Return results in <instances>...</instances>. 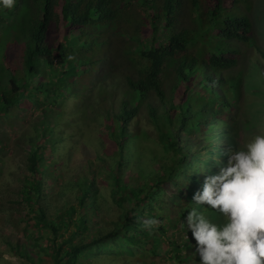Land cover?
<instances>
[{
    "label": "trees",
    "instance_id": "1",
    "mask_svg": "<svg viewBox=\"0 0 264 264\" xmlns=\"http://www.w3.org/2000/svg\"><path fill=\"white\" fill-rule=\"evenodd\" d=\"M133 1L134 9L116 0L0 3V175L10 142L24 169L0 201L17 206L5 219L25 232L24 242L1 241L18 264H158L162 252L173 264L192 258L189 240L177 238L195 207L190 193L212 175L214 149L240 147L232 124L244 73L230 71L242 45L263 59L264 49L249 0ZM31 105L38 113L12 139L7 128ZM85 147L94 158L85 154L65 180L57 163ZM130 164L136 175L124 180ZM99 170L116 214L96 219ZM147 219L158 225L143 226Z\"/></svg>",
    "mask_w": 264,
    "mask_h": 264
},
{
    "label": "clouds",
    "instance_id": "2",
    "mask_svg": "<svg viewBox=\"0 0 264 264\" xmlns=\"http://www.w3.org/2000/svg\"><path fill=\"white\" fill-rule=\"evenodd\" d=\"M0 3L11 8L15 0ZM223 156L226 163L205 176L192 197L195 205L218 212L223 222L192 207L181 227L186 224L191 231L200 264H264V131L242 147H226L217 163ZM157 225L155 219L143 221L148 228Z\"/></svg>",
    "mask_w": 264,
    "mask_h": 264
},
{
    "label": "rangeland",
    "instance_id": "3",
    "mask_svg": "<svg viewBox=\"0 0 264 264\" xmlns=\"http://www.w3.org/2000/svg\"><path fill=\"white\" fill-rule=\"evenodd\" d=\"M119 7L121 8H130L134 9L136 8L137 4L135 1L131 0H116ZM251 3V7L249 10L246 11L247 15L249 16L252 26H253V36L254 39L257 41V43L264 49V0H249ZM241 57L239 60L238 65L233 68L230 72L232 74H235L238 70H242L244 73L243 81H242V91H241V98L239 102V112L236 116L235 122L232 124V135L233 138L236 139L240 147L243 146V144L250 140L254 135L261 133L264 131V59L259 58V54L256 51V48L253 46H241ZM258 65V66H257ZM262 69V70H261ZM263 71V73H261ZM120 79H118L119 81ZM33 112V114H32ZM24 118L20 120H16L15 126L12 128H7L10 136L12 139L19 136V134L26 130L29 126V123L32 121V117H34L38 111L35 109L33 105L29 106V108L23 112ZM93 130H97L96 136H100L101 133L98 131V127H93ZM94 134V133H93ZM155 138V135L152 136ZM81 139V138H80ZM82 140V139H81ZM13 141V140H12ZM10 147H8V152L5 153V156H3V172L0 175V199L5 198L7 192L5 189L8 187H15L16 185H19V181L16 179V175L19 172H22L23 169V153L20 149L16 148L15 145H13L12 142L9 143ZM150 146L153 147V151L157 152L160 151V147L155 143V141L150 142ZM157 149V150H156ZM81 153L76 150H73L74 153L71 155V157L67 160L65 164L64 161L57 163V170H61L60 172L64 175L65 180H73L76 172H77V166L80 163H83L85 158L84 155L87 154L85 157H90V159H93L94 152L91 148L85 147L81 149ZM212 152L214 154V157L221 156L223 149H220L218 151ZM76 151V152H75ZM161 152H158L157 154H160ZM50 156V151L47 149L45 151V157ZM226 162H222L219 160V163H217V160L215 161L213 158L211 159V166L214 171L212 174H215L218 172L219 167L225 164ZM60 166V167H59ZM153 167H156V164L152 165ZM76 167V168H75ZM54 168V167H53ZM147 171V170H146ZM96 177V185L99 188V202L100 204V210L96 213L95 218L98 219L101 214L104 216H111L113 214H116L115 210L112 209V204L109 200H107V192L106 189H108L109 180L107 178H104L106 173L102 170L97 171ZM16 174V175H15ZM130 175H136L135 167L130 164L128 168L124 171L122 178L124 180L127 179ZM204 178H202L199 189L202 188ZM62 182V181H60ZM50 184L46 185V191L49 192L51 189L49 188ZM56 188H58L56 186ZM5 194V195H3ZM67 194L69 195V192L67 191ZM194 193H190V198L192 199ZM4 196V197H3ZM72 197V195L70 194ZM69 197V198H71ZM193 201V200H192ZM194 204V201H193ZM9 204L6 201H0V264H18V261L20 260L9 248L8 246L3 243L2 238H5L11 242H24V234L25 232L22 229L21 224L18 225V228L14 227L13 224L6 221V216L9 212L15 211L17 209V206ZM53 205V201L51 202V206ZM195 207L198 208V211L203 212L208 219H210L213 222L216 223H222L223 218L218 213L213 211L210 208H207L206 206L202 205H195ZM179 224H177V227ZM177 227H173L170 230H174ZM170 234V232H169ZM177 238L179 239V242L189 240L191 245L193 246V251H191L192 258L190 260H187V264H200V258L198 253L195 251V241L192 238L191 231L187 229L186 233H183L182 238H180V235L178 234ZM113 251V250H112ZM184 253V252H182ZM163 256L161 258L156 257V261L158 264H173L174 261L171 259V256L167 253H163ZM137 256V254H136ZM142 259L150 260V256L147 254H141ZM194 257V258H193ZM137 263V262H134ZM101 264H108V263H101ZM119 264V263H118Z\"/></svg>",
    "mask_w": 264,
    "mask_h": 264
}]
</instances>
